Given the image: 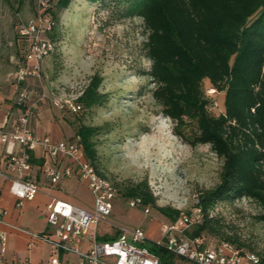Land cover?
I'll return each mask as SVG.
<instances>
[{
	"label": "rangeland",
	"instance_id": "rangeland-1",
	"mask_svg": "<svg viewBox=\"0 0 264 264\" xmlns=\"http://www.w3.org/2000/svg\"><path fill=\"white\" fill-rule=\"evenodd\" d=\"M34 16L35 6L29 0H0V63L4 66L12 65L15 49L18 53L13 60L28 63V42L18 30L20 23ZM112 18L100 2L73 0L69 8L59 12L55 38L48 35L55 52L44 59L41 78L31 79L29 85L42 104L52 107L49 97L41 99L43 93L49 96L54 90L59 96H82L93 76L102 80L100 92L109 94L103 105L87 109L79 102L83 109L76 114L58 109L76 135L80 124L100 128L95 137L100 169L122 186L112 214L98 225L99 240H112L102 237L105 227L110 233L106 235L117 237L122 228H142L149 240H158L161 224L171 221L158 208L196 216L199 193L218 183L223 161L210 145L192 146L177 135L175 123L154 99L142 18ZM18 63L13 66L17 68ZM212 88L208 80L203 82L206 96L213 101L210 112L219 116L225 113V92L210 93ZM188 124L186 135L195 130L194 123ZM132 183H147L154 202L145 205L141 197H125L122 189ZM132 199H140L142 204L131 207ZM261 211L257 203L244 198L219 202L211 216L226 224L228 234H237L248 245L244 251L262 259L264 222L256 218ZM205 238L211 243L221 241L211 235ZM138 246L150 247L148 241ZM62 252L57 249L55 255L60 257Z\"/></svg>",
	"mask_w": 264,
	"mask_h": 264
},
{
	"label": "trees",
	"instance_id": "trees-1",
	"mask_svg": "<svg viewBox=\"0 0 264 264\" xmlns=\"http://www.w3.org/2000/svg\"><path fill=\"white\" fill-rule=\"evenodd\" d=\"M29 1L36 14L37 0ZM72 1L51 0L47 13L55 20V28L59 12L69 8ZM92 1L102 3L112 19L142 18L147 35L144 48L151 62L147 74L154 84V99L175 123L177 135L192 146L210 145L223 161L218 183L199 193L203 220L187 234L211 235L244 253L252 252L244 251L248 245L237 234H228L226 224L211 216V211L221 201L247 198L261 207L256 218L264 222V0ZM52 34L55 38L54 31ZM205 80L217 91L225 92L224 114L210 112L213 101L203 89ZM101 84L98 76L91 78L78 100L85 108L109 100V94L100 92ZM188 123H194L195 130L186 135ZM99 129L80 124L77 135L98 173L120 191L122 186L100 169L95 140ZM122 190L125 197H141L145 205L154 202L147 183H132ZM158 210L171 221L180 215L177 210ZM149 246L162 264H193L153 242ZM261 260L264 264V257Z\"/></svg>",
	"mask_w": 264,
	"mask_h": 264
},
{
	"label": "built area",
	"instance_id": "built-area-1",
	"mask_svg": "<svg viewBox=\"0 0 264 264\" xmlns=\"http://www.w3.org/2000/svg\"><path fill=\"white\" fill-rule=\"evenodd\" d=\"M51 0H37L36 14L19 25L18 33L29 44L30 63L22 64L14 73L17 83L28 78L39 79L42 76L43 61L56 50L55 44L48 38L54 31L56 22L47 13ZM217 90L213 87L210 93ZM31 92L23 89L19 93L17 103L22 113L11 128L0 127V149L5 147L9 158L11 174L0 167V177L11 180L10 191L17 197L18 206L25 200H33L39 191L38 183L31 179L33 166L31 153L41 150L45 160L42 171L51 184L78 176L84 181L94 196L92 210L73 206L69 203L52 200L47 205L48 221L55 228L54 237L44 239L57 249L75 254V261L51 259V264H162L160 258L147 247L138 244L153 242L164 247L176 256L193 264H263L261 257L254 252H242L228 241L211 243L204 236L190 237L187 232L203 220L202 212L197 210L196 216L181 213L174 221L163 222L160 226L161 239L149 240L142 228L133 230L121 229L120 235L110 241H100L98 237L99 223L110 216L114 208V199L118 190L113 182L101 176L91 161L85 156L81 137L76 135L72 140L55 142L49 136H38L31 129L30 120L33 107L30 103ZM59 110L80 113L83 106L79 103L80 93L59 96L51 91L47 96ZM19 150L16 151V146ZM65 158L68 163L62 167L56 160ZM1 164V160H0ZM142 204L140 199H132L129 206ZM149 214V207L145 208ZM4 209L0 206V223L3 222ZM88 239V250H85L84 238ZM7 233L0 230V264H7L4 254L7 250Z\"/></svg>",
	"mask_w": 264,
	"mask_h": 264
},
{
	"label": "crops",
	"instance_id": "crops-1",
	"mask_svg": "<svg viewBox=\"0 0 264 264\" xmlns=\"http://www.w3.org/2000/svg\"><path fill=\"white\" fill-rule=\"evenodd\" d=\"M17 53L18 50L15 49V52L11 54L10 63L12 65L4 66L0 63V127L11 128L16 124L22 113V107L17 103L19 93L23 89H28L31 92L30 103L33 107L30 120L33 132L38 136H49L55 142L72 140L76 134L60 117L58 108L42 104L39 96H36L34 89L30 87L29 81L33 78H28L21 83L14 80V73L21 65L13 60ZM27 62L30 63L29 58ZM15 63L19 64L17 68L13 66ZM18 150L17 145L16 151ZM0 160L1 170L13 176L5 147L0 149ZM44 160L41 150L38 149L31 153L33 166L31 179L38 183L39 191L33 200H25L21 206H18L17 197L10 191L11 180L0 177V206L5 211L0 230L6 232L8 236L7 250L4 254L7 264H51V259L54 257L66 261L78 259L77 255L66 252H62L60 257L56 256L57 248L44 239V236L53 238L55 232V228L48 221L47 205L52 200H59L79 208L92 210L94 196L88 185L76 175L57 184H51L42 171ZM55 162L64 167L68 160L60 158ZM106 234H110L108 227L104 228L102 237L109 236ZM88 245V239L85 237V248Z\"/></svg>",
	"mask_w": 264,
	"mask_h": 264
}]
</instances>
